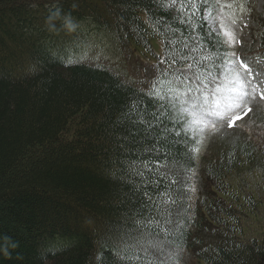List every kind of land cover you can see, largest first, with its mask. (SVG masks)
Here are the masks:
<instances>
[{
	"label": "trees",
	"instance_id": "1",
	"mask_svg": "<svg viewBox=\"0 0 264 264\" xmlns=\"http://www.w3.org/2000/svg\"><path fill=\"white\" fill-rule=\"evenodd\" d=\"M216 3L0 0V238L19 245L11 259L0 255V264H127L120 241L140 227L135 220L144 222L146 236L159 229L166 238L173 229L168 264H182L186 253L193 264H264L258 226L251 236L255 225H264L263 208L255 205L252 191L244 196L240 187L264 164V143L261 150L252 140L224 148L196 176L198 141L170 103L107 68L70 63L59 43L73 46L74 35L50 33L45 25L57 11L71 12L81 25L111 34L118 45L146 53L158 40L163 45L158 65L170 77L213 87L229 61L224 39L207 21ZM252 17L248 52L264 57V18L254 12ZM133 100L153 112L163 105L172 131L165 143L170 156L161 163L176 172L158 190L150 189L152 205L134 217L130 211L139 205L131 208L129 181L135 178L121 173L116 131ZM196 177L206 180V190L193 205L189 192ZM133 264L162 261L149 254Z\"/></svg>",
	"mask_w": 264,
	"mask_h": 264
},
{
	"label": "rangeland",
	"instance_id": "2",
	"mask_svg": "<svg viewBox=\"0 0 264 264\" xmlns=\"http://www.w3.org/2000/svg\"><path fill=\"white\" fill-rule=\"evenodd\" d=\"M214 13L207 16L208 25L217 35H220L227 48L229 61L223 67L224 78L216 80L215 87L209 84L204 86L197 80L176 79L169 76L168 69L158 65L163 52L160 41H154L152 51L146 53L140 48H128L118 45L111 34L94 25L83 26L79 32L72 33L76 44L61 42L59 45L65 48V52L71 63H84L92 66H101L118 75L123 82L133 84L148 94L151 93L160 99L170 103L176 116L185 123V130L198 141V166L194 171L200 176L202 168L215 157L221 155L224 148H232L247 141H251L259 150L260 143H264V59L255 58L248 52L253 12L264 18V0H216ZM74 40V41H75ZM70 45V46H69ZM72 47V48H71ZM150 51V50H149ZM231 80H238L236 88L243 85L245 95L242 98L241 108L222 109L223 117L211 116L205 120H194L184 110L183 102L188 96L195 95L200 99L208 98L212 107H216V101L223 99L225 103L235 96L228 91L217 92L224 89ZM191 90V91H190ZM159 93V95H156ZM239 116L241 119L235 120ZM261 148V149H260ZM255 175L250 179H243L240 187H243L244 196H251L255 205L262 207L264 219V164L257 166ZM261 172L262 174H258ZM194 180L190 185L189 196L193 205L197 204L199 197L206 190V180ZM204 181V184H203ZM260 183H262L260 185ZM248 187H251L248 188ZM196 208L192 210V214ZM240 214V213H238ZM260 218V219H262ZM261 222V221H260ZM262 223V222H261ZM255 225L251 236L256 232L257 226L260 236L264 238V225ZM186 253L182 264H193L191 256Z\"/></svg>",
	"mask_w": 264,
	"mask_h": 264
},
{
	"label": "snow or ice",
	"instance_id": "3",
	"mask_svg": "<svg viewBox=\"0 0 264 264\" xmlns=\"http://www.w3.org/2000/svg\"><path fill=\"white\" fill-rule=\"evenodd\" d=\"M173 3H176V0H173ZM172 43L175 44L176 41L173 40ZM191 68L192 65H188V69L191 70ZM238 83V80H231L224 89H217V92L228 91L230 95L235 92V96L227 103L221 98L216 101V107L213 108L208 98L200 99L195 95H190L183 102L184 110L197 121L205 120L211 116L223 117L225 111L222 109L241 108L245 92L243 85H240L239 89L236 88ZM149 94L151 95V93ZM141 103L142 101H131L123 118L116 125V131L119 132L118 146L123 154V159L119 161L121 173L135 178L129 181L131 208L137 209V205H139L136 212L130 211V215L133 217L152 205L153 195L150 189L158 190L164 180H167L169 176L176 175L173 167L161 163V159L167 160L170 156V152L165 149V143L172 131L164 122L163 105L153 112L141 108ZM238 119L241 117H234L233 123ZM176 134L179 135V133ZM173 183H179V181H173ZM159 195L164 196L166 193L160 192ZM134 223L140 227L132 228L120 241L122 247H119V251L127 264H133L134 259H141L149 254L162 261V264H168V260L172 256L169 248L173 243L171 241L173 229L169 228L166 238L164 234H159V229H157V233L146 236V233L141 231V228L145 227L144 222L135 220ZM167 224L171 225L172 221H168Z\"/></svg>",
	"mask_w": 264,
	"mask_h": 264
},
{
	"label": "clouds",
	"instance_id": "4",
	"mask_svg": "<svg viewBox=\"0 0 264 264\" xmlns=\"http://www.w3.org/2000/svg\"><path fill=\"white\" fill-rule=\"evenodd\" d=\"M77 6V3L75 2L71 5L73 10L76 9ZM45 25L50 33L63 31L72 34L81 27V22L73 17L71 12L62 13L57 11L46 19ZM18 246V243L12 241L10 237H2L0 238V255H3L6 259H11L12 251Z\"/></svg>",
	"mask_w": 264,
	"mask_h": 264
}]
</instances>
